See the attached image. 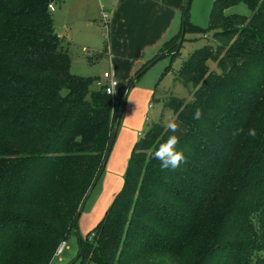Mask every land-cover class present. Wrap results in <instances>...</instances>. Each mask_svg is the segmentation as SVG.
<instances>
[{
	"label": "trees",
	"instance_id": "trees-1",
	"mask_svg": "<svg viewBox=\"0 0 264 264\" xmlns=\"http://www.w3.org/2000/svg\"><path fill=\"white\" fill-rule=\"evenodd\" d=\"M52 1L0 0V264L51 261L103 173L128 89L148 65L119 96L92 88L97 78L70 71ZM190 1L166 55L178 53L187 29L198 30L188 23ZM239 1L250 16L225 13ZM208 28L213 43L171 73L159 119L135 142L122 188L92 237L80 239L79 264H258L264 257V0H213ZM178 85L192 98L175 96ZM166 109L177 133L166 127ZM172 134L186 162L162 170L150 154ZM85 245L93 246L91 259Z\"/></svg>",
	"mask_w": 264,
	"mask_h": 264
},
{
	"label": "crops",
	"instance_id": "crops-1",
	"mask_svg": "<svg viewBox=\"0 0 264 264\" xmlns=\"http://www.w3.org/2000/svg\"><path fill=\"white\" fill-rule=\"evenodd\" d=\"M52 5V24L70 56V71L87 76L93 59H102L119 81V96L134 74L180 32L184 0H53ZM103 191L92 207L99 201L108 206L116 194L112 189L101 197Z\"/></svg>",
	"mask_w": 264,
	"mask_h": 264
},
{
	"label": "rangeland",
	"instance_id": "rangeland-1",
	"mask_svg": "<svg viewBox=\"0 0 264 264\" xmlns=\"http://www.w3.org/2000/svg\"><path fill=\"white\" fill-rule=\"evenodd\" d=\"M212 2L213 0L190 1L188 23L197 27L198 30L191 31L187 29L183 33V41L178 53L176 55H166L156 61L139 77V79L135 81L132 86L129 87V93H127L126 96L120 123L117 127L103 173L98 179V183L94 186L93 191H91L92 193H90L85 201L83 210L76 222V227L68 233L63 251L56 256L58 245L62 241V239H60L57 243L53 258L48 264L80 263V259L77 258L80 248V239L86 241V239L88 240L89 237H92L91 233L93 227L102 218L110 204L109 203L108 206L103 207V204L99 201L98 205L92 207L93 202H95L98 197L97 195L101 192V188L104 189L101 197L112 189H115V193H117L122 188L124 174L126 172L125 170L135 142L145 134L151 122H157L159 119L163 106V93L172 85L171 73L178 72L182 61L186 59L191 52L202 46L213 43V31L208 28ZM225 13L250 16L251 9L247 3L239 1L226 8ZM181 40L182 39L180 38L179 40L178 37V39L173 41L170 46H174ZM103 58H105V56H103ZM91 65V67L86 68L88 77L100 76L102 78L104 71L110 72L109 68L106 67L105 61H102L100 58L93 59ZM210 66L214 67L211 63ZM91 87H94V83H92ZM173 93L177 97L192 98V95L189 94L187 89L180 85L173 89ZM170 118H173L171 110H164V122L167 123ZM138 133H141V136H139ZM139 159L141 160V158ZM108 160L110 163H108ZM86 247L91 248L93 246H84V253L89 259H91L92 253H90V249H87ZM260 253V255H264V251ZM263 258L264 257L259 259L257 263L264 264Z\"/></svg>",
	"mask_w": 264,
	"mask_h": 264
},
{
	"label": "clouds",
	"instance_id": "clouds-1",
	"mask_svg": "<svg viewBox=\"0 0 264 264\" xmlns=\"http://www.w3.org/2000/svg\"><path fill=\"white\" fill-rule=\"evenodd\" d=\"M117 81L112 80L113 88L116 86ZM202 115L201 109H196L194 113V119H200ZM167 129L171 133H177L179 131V124L175 122V118H170L166 125ZM243 132L242 128H238L233 132V136H236ZM255 129H249L248 135L255 136ZM179 143V137L175 134L170 135L165 142L159 143L158 147L150 154V158L157 159L161 162V169H177L181 164L186 162L183 151L177 150Z\"/></svg>",
	"mask_w": 264,
	"mask_h": 264
},
{
	"label": "built area",
	"instance_id": "built-area-1",
	"mask_svg": "<svg viewBox=\"0 0 264 264\" xmlns=\"http://www.w3.org/2000/svg\"><path fill=\"white\" fill-rule=\"evenodd\" d=\"M48 7H49L50 10L54 9L52 4H49ZM84 51H85V49H84ZM113 79H115L117 81V84H116V86L114 88L112 86V80ZM94 84H95L96 87L102 88V90L104 91L105 94L109 95L111 98H114L115 90H116V88L119 85V81L110 72L106 71V72L103 73L102 78H97L94 81ZM139 135H140V133H139ZM65 245H66L65 241H62L58 245V248H57V251H56V256H57V254H60L63 251V248L65 247Z\"/></svg>",
	"mask_w": 264,
	"mask_h": 264
},
{
	"label": "water",
	"instance_id": "water-1",
	"mask_svg": "<svg viewBox=\"0 0 264 264\" xmlns=\"http://www.w3.org/2000/svg\"><path fill=\"white\" fill-rule=\"evenodd\" d=\"M181 22H182V25H184V19H182ZM182 33H183V29H182ZM166 54H167V52L164 51V52L160 53L159 55H157V56H156V57H155L150 63H148L147 68H148L149 66L153 65V64H154L156 61H158L159 59H161V58H163L164 56H166ZM135 79H136V78H135ZM135 79H134V80H135ZM134 80H133V82H134ZM122 104H123V102L121 103V106H122ZM119 116H120V111H119L118 117H119ZM115 133H116V128H114V129L111 131V133H110V138H109V142H108V145H107V149H106V151H105V156H104V161H103L102 168L105 167V164H106L107 158H108V156H109V153H110V150H111V147H112V143H113V141H114ZM101 173H102V169H101V170L99 171V173L97 174V176H96V178H95V180H94V182H93V185H92V187H91V189H90V192L92 191V189L94 188V186H95V184L97 183L98 179L100 178ZM85 201H86V198L83 200L79 212H80V211L82 212Z\"/></svg>",
	"mask_w": 264,
	"mask_h": 264
}]
</instances>
